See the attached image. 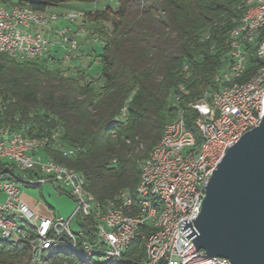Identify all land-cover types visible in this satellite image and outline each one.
<instances>
[{"label":"built area","instance_id":"obj_1","mask_svg":"<svg viewBox=\"0 0 264 264\" xmlns=\"http://www.w3.org/2000/svg\"><path fill=\"white\" fill-rule=\"evenodd\" d=\"M244 3L246 11L225 42L227 63L215 77L218 89L190 106L197 112L191 124L179 111L164 126L141 164L135 203L127 193L116 201L97 202L83 175L51 156L72 159L78 152L62 145L58 133L28 138L22 130L1 126L0 160L9 166L0 173V242L25 246V264H45L46 253L61 247L86 264H231L208 257L192 240L212 172L225 151L258 127L264 115V66L245 74L250 54L264 60V0ZM76 18L0 3V55L17 62L50 55L72 61L80 50L76 34L52 24ZM45 184L75 203L68 219L38 215L21 198L20 186ZM75 218L76 233L70 227ZM85 221L91 225L83 227ZM136 241L143 242L142 255L129 251Z\"/></svg>","mask_w":264,"mask_h":264},{"label":"trees","instance_id":"obj_2","mask_svg":"<svg viewBox=\"0 0 264 264\" xmlns=\"http://www.w3.org/2000/svg\"><path fill=\"white\" fill-rule=\"evenodd\" d=\"M94 0H0L46 12L72 2ZM117 8L84 15L101 25L99 57L86 68L50 55L17 62L0 55V127L22 130L28 138L58 133L62 145L78 150L72 159H53L81 173L97 202L127 193L135 203L140 167L179 111L191 124L190 106L218 89L215 77L227 63L225 42L246 11L244 0H116ZM108 23L107 32L102 25ZM99 62L96 77L90 66ZM68 62V61H67ZM264 66L250 54L249 76ZM125 109V111H123ZM49 153V152H48ZM9 164L0 160V173ZM90 222H83L88 227ZM129 251L143 254V242ZM25 246L0 244V264H25ZM45 264H86L65 248L48 251Z\"/></svg>","mask_w":264,"mask_h":264},{"label":"water","instance_id":"obj_3","mask_svg":"<svg viewBox=\"0 0 264 264\" xmlns=\"http://www.w3.org/2000/svg\"><path fill=\"white\" fill-rule=\"evenodd\" d=\"M192 243L231 264H264V115L228 148L205 187Z\"/></svg>","mask_w":264,"mask_h":264},{"label":"rangeland","instance_id":"obj_4","mask_svg":"<svg viewBox=\"0 0 264 264\" xmlns=\"http://www.w3.org/2000/svg\"><path fill=\"white\" fill-rule=\"evenodd\" d=\"M1 3V2H0ZM5 4V3H1ZM7 4V3H6ZM111 8L115 10L117 8L116 0H94L92 2H72L68 4H62L57 7H49L46 10L47 14H65V13H73L77 15V18L72 23H66L62 20H58L57 22L52 24V27L55 29L57 28H70L72 32L76 34V40L80 45V50L76 54L75 58L71 62V67H78V68H86L87 63H90L93 60H89L90 57H99L102 53L103 48V41L104 39L101 38V41L98 40L96 43H93V40L98 37L100 38L95 28H98L101 25H92L88 22H84V15L95 12L101 11L105 8ZM82 22H84L82 24ZM104 30H110V26L108 23H104L102 25ZM79 29H83L79 30ZM59 59L60 56H59ZM68 62H62V64H67ZM100 70V64L97 62L93 63L88 73L92 77H96ZM20 196L21 198L26 201L30 207L35 211L37 210V214L45 217L51 218H63L68 219L74 209L75 203L73 200L67 195L63 193H59L54 189V187L50 184H45L42 186H20ZM76 218L73 219L71 223V230L72 232L76 233ZM15 222H18V219L15 218ZM2 244V242H0ZM90 263V262H88ZM91 264H105L102 261H96ZM114 264H120V261H116Z\"/></svg>","mask_w":264,"mask_h":264},{"label":"crops","instance_id":"obj_5","mask_svg":"<svg viewBox=\"0 0 264 264\" xmlns=\"http://www.w3.org/2000/svg\"><path fill=\"white\" fill-rule=\"evenodd\" d=\"M26 204H28L26 201H24ZM29 205V204H28ZM30 206V205H29ZM37 212V210H35Z\"/></svg>","mask_w":264,"mask_h":264}]
</instances>
